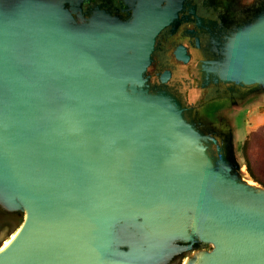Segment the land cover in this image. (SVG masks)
Segmentation results:
<instances>
[{
  "label": "water",
  "instance_id": "1",
  "mask_svg": "<svg viewBox=\"0 0 264 264\" xmlns=\"http://www.w3.org/2000/svg\"><path fill=\"white\" fill-rule=\"evenodd\" d=\"M80 11L0 0V264H264L232 135L149 86L165 25ZM226 49L207 76L263 98L264 13Z\"/></svg>",
  "mask_w": 264,
  "mask_h": 264
},
{
  "label": "flooded vegetation",
  "instance_id": "2",
  "mask_svg": "<svg viewBox=\"0 0 264 264\" xmlns=\"http://www.w3.org/2000/svg\"><path fill=\"white\" fill-rule=\"evenodd\" d=\"M80 7L81 19L106 13L126 23L139 11L165 25L158 35L147 77L153 92L167 93L187 109L188 120L201 126L219 144L229 130L217 120L222 108L240 110L255 97L256 86L217 83L206 74L212 64L226 60L229 39L264 13V0H243L249 10L236 6L242 0H56ZM242 9V10H241ZM248 9V8H246ZM198 98L192 102V97ZM248 104V103H247ZM217 157V148L210 149Z\"/></svg>",
  "mask_w": 264,
  "mask_h": 264
},
{
  "label": "rangeland",
  "instance_id": "3",
  "mask_svg": "<svg viewBox=\"0 0 264 264\" xmlns=\"http://www.w3.org/2000/svg\"><path fill=\"white\" fill-rule=\"evenodd\" d=\"M243 8V12L250 6L245 1L236 3ZM248 8V9H246ZM251 10V9H250ZM264 98V96H262ZM198 98V94L192 97ZM256 96L245 102L246 105L238 111L229 108L220 109L217 112V120L229 130L232 135L233 157L240 160L244 172L242 179L251 182V186L264 188V99ZM248 103V104H247ZM10 228H5L0 233V242L6 238ZM14 238V237H13ZM12 240V239H11ZM6 242L8 246L11 242Z\"/></svg>",
  "mask_w": 264,
  "mask_h": 264
}]
</instances>
